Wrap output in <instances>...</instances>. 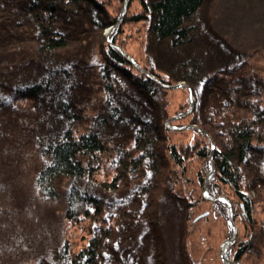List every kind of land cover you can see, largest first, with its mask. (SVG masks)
Here are the masks:
<instances>
[{"label": "trees", "instance_id": "16d2710c", "mask_svg": "<svg viewBox=\"0 0 264 264\" xmlns=\"http://www.w3.org/2000/svg\"><path fill=\"white\" fill-rule=\"evenodd\" d=\"M138 1L139 11L125 14L111 41L128 53L121 32L130 23H146L142 57L134 59L162 83L185 82L192 88L190 120L216 144L208 194L226 197L234 220L249 228V240H238L228 250L236 248V261L258 253L256 242L264 241V74L248 63L253 52L218 40L223 54L216 56L215 46L199 42V27L191 26V18L204 0ZM109 2L0 0V48L23 52L34 69L9 93L0 89V97L8 95L28 113L35 110L55 121L52 133L35 147L41 160L33 179L36 200L57 211L61 227L46 264H149L151 247L163 245L160 197L181 210L187 225L197 201L179 193L185 186L178 170L185 160L201 162L205 170L202 166L194 178L201 188L210 170L207 137L192 130L206 141L193 143V136L187 145L173 143L163 125L168 91L107 43L103 31L122 15ZM85 78L95 92L89 105L73 99ZM80 122L87 127L78 130ZM123 127L130 128L131 147L120 146L115 158L104 159L112 148L103 129ZM2 192L0 186L1 212L6 209ZM211 207L213 217L227 221L226 202ZM32 214L39 219L34 206ZM20 230L16 238L27 241L25 229Z\"/></svg>", "mask_w": 264, "mask_h": 264}, {"label": "rangeland", "instance_id": "374dc122", "mask_svg": "<svg viewBox=\"0 0 264 264\" xmlns=\"http://www.w3.org/2000/svg\"><path fill=\"white\" fill-rule=\"evenodd\" d=\"M105 1H110L113 11L122 12L124 0ZM139 9L138 0H131L130 2L128 0L125 13L133 14ZM191 24V26L197 25V28L199 27L197 38L199 42L208 41L217 48L213 54L218 56L219 52L222 53V47L214 41L224 40L238 51L253 52L252 59L248 63L257 73L264 74V0H204L200 10L191 18ZM107 30L103 31V36ZM145 30L146 23H130L121 32V35L125 36L123 45L127 48V52L131 56L128 53L127 55L130 57L133 56L137 59L142 57L143 44L146 43ZM109 39L111 41V34ZM135 61L137 62V60ZM138 65L140 66L139 63ZM33 71V67L25 60L23 52L3 51L0 48V89L2 91L9 93L17 85L15 84L16 81L28 78L33 74ZM89 82V78H85L79 84L77 83L73 91L75 103L85 105L94 103L95 92ZM185 85L189 87L188 84L185 83ZM166 90L168 91L166 95L168 117L163 125L165 130L171 132V141L177 145H187L190 141L192 142L194 136L193 143H200L207 139L211 146L212 144L216 146L212 137L201 126L192 123L193 121L190 120L194 110L192 88V110L190 109L191 100L188 97V89L178 87ZM6 96L0 97V186L3 188V200L5 201L4 205H6V209L0 211V249H5V252L0 254V264H46L44 257L49 258L47 254L57 243L56 240L61 227L59 225V228L57 225L59 223L57 211L52 213L53 210L50 208L53 207H44V205L39 204L40 201L36 200L33 179L41 160L38 159L35 147L38 142L43 141L47 135L52 133L55 121L43 119L41 114L35 110L28 113V110L22 109L18 104L10 103ZM187 101L189 107L186 109ZM85 124V122H80L76 127L78 130H83L87 127ZM165 124L168 126L165 127ZM76 127L75 132H79ZM183 127L189 128L184 129ZM192 130L204 134L207 138L199 137ZM129 133L130 128L127 127L118 130L103 129L107 146L112 148L103 158H115L118 154L117 148L120 146L122 148L131 147L128 145ZM214 149L211 153H214ZM211 153L209 156L213 155ZM183 163L184 167L180 168L178 172L179 174L182 173L179 175V179L183 178L185 187H182L179 193H184L185 197L191 198V201H197L191 210L190 217L192 220L186 225L183 217L180 216L181 210L172 204L169 205L166 198H162L163 196L160 197L159 214L161 216L159 220L163 231V237L160 241L163 242V245L151 247L149 264H188L187 260L192 264H227L221 260L219 250L221 245L233 235L229 217L227 216V221H225L224 218L217 215L213 217L210 214L212 202L202 197L203 186L201 188L194 181L197 171L202 169L203 164L194 160H190V162L185 160ZM207 163L210 168V163ZM203 170H205L204 166ZM105 175L106 173H103L99 178H103ZM213 175L207 180L206 185ZM132 184L130 182L125 187L128 193L133 186ZM125 192H121L120 196L124 195ZM32 206L39 212L38 220L32 214ZM1 207H3L2 203H0V210ZM255 210L256 213L254 214L256 215L259 212L257 208ZM255 215L252 214V216ZM232 220L238 230L235 242L227 246L225 250L226 261H231L232 264H264V244H261L264 241L256 242V247L259 245L256 248L258 250L255 249L258 253L253 251L249 255L243 256L239 261L234 259L236 248H232L231 251L228 248L235 247L234 245L238 240L244 242L249 240V228L241 219L236 221L232 217ZM227 225L230 229L227 228ZM185 226H188L187 233L183 230ZM22 228L25 229L22 234L25 233V236L28 237L27 241L16 238L18 233H21L20 229ZM74 233L76 234L77 231ZM77 245H75V249L78 248ZM7 246L11 249H7Z\"/></svg>", "mask_w": 264, "mask_h": 264}, {"label": "water", "instance_id": "95a60500", "mask_svg": "<svg viewBox=\"0 0 264 264\" xmlns=\"http://www.w3.org/2000/svg\"><path fill=\"white\" fill-rule=\"evenodd\" d=\"M128 6V0H124V6H123V10H122V15L120 17V19L118 20V22L116 23V25H112L108 28V30L105 32V36H106V39H107V43L112 46V47H115L119 52H121L122 56L125 57L127 59V61L132 64V66L134 68H136V70L141 73L142 75L144 74L147 78H150L152 81H155L159 86H161V88H164V89H176L178 87H185L186 89H188V97L190 98V109L192 108V91H191V88L186 86L185 83L183 82H179V83H176L174 85H169V84H164L162 83L158 78H156L155 76L151 75L147 70H145L143 67H140L138 65V63L134 60L133 57H130L129 55H127V53L119 46H116L114 45L110 39H109V35L115 30V28H117L122 20H123V17L125 16V12H126V8ZM192 110V109H191ZM177 119V118H175ZM168 125L165 124V127H167ZM189 127H192V126H189ZM189 127H183L184 129L186 128H189ZM215 148L214 144H212L211 146V151ZM212 154V153H211ZM208 162L210 163V170L209 172L207 173V176L205 177L204 181H203V192H202V197H204L205 199L207 200H210L211 202H214V201H223V202H226L227 203V206H228V214L227 216L229 217V224L231 226V228H233V235L230 239H227L220 247V258L223 262L227 263V264H232L231 261H226L225 257H224V254H225V250L227 249V246L233 244L235 242V238L237 236V228L235 227V225L233 224V220H232V217H231V214H232V206H230L229 204V201L226 197H211L208 195L207 191H206V182L207 180L213 175V172L215 171V168H214V163L212 161V156H209V159H208ZM206 214V213H205ZM204 214V215H205ZM199 218V217H198ZM197 218V219H198Z\"/></svg>", "mask_w": 264, "mask_h": 264}]
</instances>
